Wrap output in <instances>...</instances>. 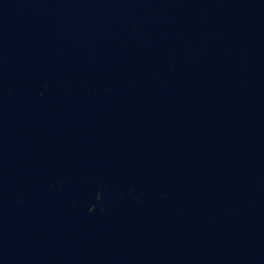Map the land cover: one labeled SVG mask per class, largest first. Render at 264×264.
I'll list each match as a JSON object with an SVG mask.
<instances>
[{
	"label": "water",
	"instance_id": "95a60500",
	"mask_svg": "<svg viewBox=\"0 0 264 264\" xmlns=\"http://www.w3.org/2000/svg\"><path fill=\"white\" fill-rule=\"evenodd\" d=\"M0 264H264V0H0Z\"/></svg>",
	"mask_w": 264,
	"mask_h": 264
}]
</instances>
